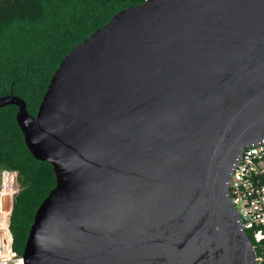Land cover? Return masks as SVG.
<instances>
[{
    "label": "water",
    "instance_id": "obj_1",
    "mask_svg": "<svg viewBox=\"0 0 264 264\" xmlns=\"http://www.w3.org/2000/svg\"><path fill=\"white\" fill-rule=\"evenodd\" d=\"M16 120L56 185L25 264H256L230 195L264 140V0H145L77 43Z\"/></svg>",
    "mask_w": 264,
    "mask_h": 264
},
{
    "label": "trees",
    "instance_id": "obj_2",
    "mask_svg": "<svg viewBox=\"0 0 264 264\" xmlns=\"http://www.w3.org/2000/svg\"><path fill=\"white\" fill-rule=\"evenodd\" d=\"M145 0H0V96L24 98L36 114L68 52L121 9ZM0 108V166L17 170L22 186L12 216L15 249L23 252L35 213L56 185L51 163L34 158L16 120ZM264 253V241L257 244Z\"/></svg>",
    "mask_w": 264,
    "mask_h": 264
},
{
    "label": "built area",
    "instance_id": "obj_3",
    "mask_svg": "<svg viewBox=\"0 0 264 264\" xmlns=\"http://www.w3.org/2000/svg\"><path fill=\"white\" fill-rule=\"evenodd\" d=\"M21 189L18 171L0 166V264H25L23 252L15 249L11 225ZM230 195L242 230L252 241L261 244L264 241V140L246 148L239 158L230 181ZM256 264H264V253L256 251Z\"/></svg>",
    "mask_w": 264,
    "mask_h": 264
}]
</instances>
